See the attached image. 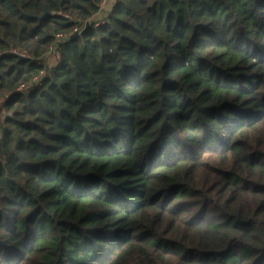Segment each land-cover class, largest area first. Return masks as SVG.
<instances>
[{"label": "trees", "instance_id": "obj_1", "mask_svg": "<svg viewBox=\"0 0 264 264\" xmlns=\"http://www.w3.org/2000/svg\"><path fill=\"white\" fill-rule=\"evenodd\" d=\"M100 1L0 0V264H264V0Z\"/></svg>", "mask_w": 264, "mask_h": 264}, {"label": "built area", "instance_id": "obj_2", "mask_svg": "<svg viewBox=\"0 0 264 264\" xmlns=\"http://www.w3.org/2000/svg\"><path fill=\"white\" fill-rule=\"evenodd\" d=\"M107 8H108V0H101L100 3H99V11H101L103 9H107ZM92 17H91V19H93ZM104 20H105V18L101 19L100 22H95L94 25L96 26V25L104 22ZM80 29H81V27H79V28L75 27V30H79L80 31ZM64 39H65V35L59 34L56 37V40L54 41V43H52L51 46H50V50L49 51L53 52L55 54V56H57V57L59 56L58 44H59L60 41H62Z\"/></svg>", "mask_w": 264, "mask_h": 264}, {"label": "rangeland", "instance_id": "obj_3", "mask_svg": "<svg viewBox=\"0 0 264 264\" xmlns=\"http://www.w3.org/2000/svg\"><path fill=\"white\" fill-rule=\"evenodd\" d=\"M113 3H114V0H109V8L111 7V5H112ZM109 8H108V9H109ZM104 15H105V14H104ZM104 15L95 18V19H94V23H95V22H100L101 19L105 18ZM44 60H45V61H48V62H54V58H53L52 54H49V56H45V57H44Z\"/></svg>", "mask_w": 264, "mask_h": 264}, {"label": "crops", "instance_id": "obj_4", "mask_svg": "<svg viewBox=\"0 0 264 264\" xmlns=\"http://www.w3.org/2000/svg\"><path fill=\"white\" fill-rule=\"evenodd\" d=\"M108 8H109V0H108ZM108 8H107V9H108ZM107 9H103V10H101V11L95 13V14L93 15L92 18H97V17H99V16H103V15L105 14V12H106Z\"/></svg>", "mask_w": 264, "mask_h": 264}]
</instances>
